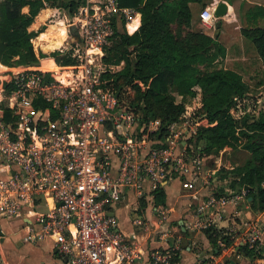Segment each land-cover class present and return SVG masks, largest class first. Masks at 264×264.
Returning a JSON list of instances; mask_svg holds the SVG:
<instances>
[{
    "label": "built area",
    "instance_id": "obj_1",
    "mask_svg": "<svg viewBox=\"0 0 264 264\" xmlns=\"http://www.w3.org/2000/svg\"><path fill=\"white\" fill-rule=\"evenodd\" d=\"M214 9L200 11V22L213 26ZM133 12L120 0H81L68 22L76 35L56 50L69 56L71 65L57 79L24 66L6 95L11 119L5 121L0 109V217L22 215L43 202L46 210L37 217L41 229L28 239L55 235L54 246L69 264H138L139 231L119 229L113 208L132 192L137 211L142 198L153 200L159 188L184 175L205 185L212 178L192 142L200 127L212 125L197 113L200 95L160 132V119L141 120L112 87L107 74L114 66L103 62L105 48ZM230 113L239 119L245 113L242 101ZM245 195V189L237 194L213 190L193 203L190 226L213 227L210 211ZM153 210L159 213V228L167 212L158 205ZM132 223L149 227L139 215ZM157 229L160 240L175 236L170 226ZM178 238L173 247L153 249L149 264H174ZM218 244L223 253L228 250L221 240ZM243 244L264 245L258 222H246L234 238L233 246Z\"/></svg>",
    "mask_w": 264,
    "mask_h": 264
},
{
    "label": "trees",
    "instance_id": "obj_2",
    "mask_svg": "<svg viewBox=\"0 0 264 264\" xmlns=\"http://www.w3.org/2000/svg\"><path fill=\"white\" fill-rule=\"evenodd\" d=\"M200 1L120 0L121 6L135 8L141 14L140 26L131 34L117 30L105 48L103 62L111 65L123 62L122 68L114 73L112 87L141 120L160 119V132L194 103L199 89L201 106L197 113L212 125L200 127L192 139L193 144L207 155L222 154L239 146L249 150L250 156L241 165L221 171L224 175L232 174L229 183L232 188L246 187V198H251L250 207L261 212L264 211V114L248 121L247 115L235 119L230 113L249 87L239 72L218 64L225 56V49L217 36L191 29L192 13L188 3ZM80 2L0 0V63L5 67L0 74V88L6 95L13 91L15 77L26 65L38 69L46 79H57L62 70L71 65V58L59 51L37 56L31 38L40 30L29 31L28 26L45 5L62 8L71 16ZM24 7L28 8L27 12L22 10ZM245 15L251 25L243 27L241 34L253 44L264 67V27L258 24L264 18V7L256 5ZM48 37V32L42 35L43 39ZM123 85L130 94H121ZM0 109L4 120H10L12 111L5 103H0ZM240 137L246 139L244 143ZM163 202V188H159L155 203ZM204 233L213 249H217L215 254L221 252L219 240L226 247L233 246L234 240L229 233L224 234L214 227L205 229ZM233 247L237 254L250 260L264 259V245ZM173 261L177 262L178 257L174 256Z\"/></svg>",
    "mask_w": 264,
    "mask_h": 264
},
{
    "label": "crops",
    "instance_id": "obj_3",
    "mask_svg": "<svg viewBox=\"0 0 264 264\" xmlns=\"http://www.w3.org/2000/svg\"><path fill=\"white\" fill-rule=\"evenodd\" d=\"M219 2L226 3V14L220 18H215L213 26L211 27L206 26L199 20L200 25L205 29H197V23H195L194 18L196 15L199 18V9L201 8L203 10L206 7L215 8ZM256 5L264 7V0H201L200 2L188 3L192 13L191 29L193 31H203L211 36L216 35L217 40L225 49V56L220 58L223 60L224 65H226L224 67H229L239 72L248 84L249 90L241 100L243 101L242 104L247 103L246 99H249V97L257 99L256 103L259 106L257 110H252L253 116L250 115L248 121L257 119L262 114L260 112L261 109L264 112V67L254 46L241 34L243 27L251 25L246 19V12ZM22 10L27 12L28 8L24 7ZM133 11L128 20L122 19L120 26V30H125L130 34L138 29L141 20V14L137 9L133 8ZM39 14V19H37ZM71 16L62 8L45 5L40 9L28 26L29 31L40 30L35 37L31 38V43L37 56L41 53L50 54L53 51L63 48L66 46L70 35H76L73 28H69L68 25ZM46 17L47 19L44 20ZM53 17L56 19H52ZM47 22H53V24ZM59 22L63 23L64 32L60 29L61 27L56 25ZM135 23L136 26L132 29L131 26ZM258 24L264 27V18L259 20ZM54 26L55 28L49 29ZM211 31H215L214 34ZM46 32L48 34L53 33V35L50 34V37L43 39L42 35H46ZM0 65L2 67L0 74H2L5 67L1 63ZM227 65L229 66L227 67ZM254 70L256 73L253 74L252 72ZM0 96L4 98L3 101L1 100L2 103H6L7 96L1 88ZM244 110L246 113L250 111V108L247 107ZM245 113L240 118L245 116ZM245 140L244 137H240L242 143ZM250 154L251 152L249 150L241 146L222 154H203V170L212 176L210 185L202 184L197 180L193 181L190 175H184L180 179L176 178L168 183V185L174 182L177 184L176 189L171 192L173 196L172 200L169 199L170 192L167 190V185L163 189V203L156 204L155 198L153 200L149 197L142 198L136 211L133 205L135 196L132 192L119 202L112 210L117 218L119 229L125 233L139 231L136 234L141 249V259L138 261V264H149L150 253L153 249L173 247L177 236L179 238L176 243L174 256L178 257V261H173L174 264H224L226 261L229 263L234 254H236L239 260L238 264H250V259L241 254H237V249L234 248V251H231V246L228 247L226 252L223 253L221 250L220 253L215 254L217 249H213V245L205 235L204 230L193 229L189 223L191 221L192 211L196 207L193 203H200L205 200L206 195L213 190L222 193H228L230 191L236 193L241 192L242 189L237 190L230 186L229 183L233 178L232 174L227 173L224 175L225 172L221 170L229 171L241 165ZM239 155H242V159H239ZM249 200L245 195V199H240L235 203H228L223 207L211 210L210 219L213 222V227L224 234H233L234 240L240 234L239 232L245 228L246 222L260 220L264 216V211L258 212L252 210ZM156 205L161 206L167 212L168 216L159 228L157 227L159 213L153 210V206ZM45 210L44 203L39 202L34 208L26 209L22 215L0 217L7 222L5 227L0 224L1 264H69L67 258L59 253L54 246L55 235L52 237L44 236L42 239L36 241L28 239V236L32 232L41 229V223L37 220V217ZM136 215L146 220V223L149 224L148 229H143L132 223V219ZM260 221L258 223L263 227L264 220L262 219ZM11 224L16 225L12 226ZM166 226H170L172 232L175 231V236H170L166 240L158 239L156 229L162 230ZM26 247H28V250H26V254H23L22 249ZM254 262L256 264H264V259H255Z\"/></svg>",
    "mask_w": 264,
    "mask_h": 264
},
{
    "label": "rangeland",
    "instance_id": "obj_4",
    "mask_svg": "<svg viewBox=\"0 0 264 264\" xmlns=\"http://www.w3.org/2000/svg\"><path fill=\"white\" fill-rule=\"evenodd\" d=\"M202 9L200 8L199 9V11H201ZM194 11H195V9H194ZM198 11V12H199ZM49 15V14H48ZM48 17V16H47ZM47 17L46 18H44V20H46L47 19ZM57 17V16H56ZM55 17H53L52 19H54ZM56 19V18H55ZM43 20V21H44ZM39 21V20H38ZM194 21H195V23H197V29H201V30H204L205 28H203L202 27V25H200V23H199V18H198V15H196L195 16V18H194ZM41 22V21H40ZM47 23H49V22H47ZM49 24H53V22H51V23H49ZM56 25H58L59 27H61L60 29L62 30V32H64L65 31V29H64V26H63V23L62 22H59V23H57ZM53 28H55V26L54 27H50L49 29H53ZM208 31V30H207ZM57 32V31H56ZM214 32L215 31H211V33L212 34H214ZM49 34H51V35H53V33H49ZM63 35V34H62ZM61 35V36H62ZM61 36H59V37H61ZM248 42L251 44V45H253L249 40H248ZM42 44H43V42H42ZM219 65H221V66H226V65H224V62H223V60H221L220 59V61H219V63H218ZM114 67L110 70V74H111V77H112V79H114V73H116L118 70H120L121 68H122V65H113ZM229 65H227V67H228ZM229 68V67H228ZM253 74L254 73H256V71L254 70L253 72H252ZM252 74V75H253ZM197 92H198V95H200V92H199V90L197 89ZM131 93V91L125 86V85H123L122 87H121V94H124V96H126V95H128V94H130ZM173 94V96L175 97V99H179V96L174 92V93H172ZM124 99V101L125 102H127L126 101V99L125 98H123ZM247 100V103H244V105H243V108L244 109H246L247 107H249L250 108V111H248V112H246L245 113V116L247 115V116H253V112H252V110H257V107L259 106V104H257L256 103V98H253V97H249V99L247 98L246 99ZM243 102V101H242ZM260 112H262V114H264V112L262 111V109L260 110ZM255 114V113H254ZM239 159H242V155H239ZM176 187H177V184L174 182V183H171V184H169L168 186H167V190H168V192H170V194H169V199L170 200H172V198H173V196H172V194H171V192L173 191V190H175L176 189ZM233 192V191H232ZM233 193H236V192H233ZM238 193V192H237ZM236 193V194H237ZM264 220V216H262L261 218H260V220ZM260 220H254V222H261ZM0 224H1V226H4L5 227V225L7 224V222L4 220V219H1L0 218ZM12 226H15L16 224H11ZM240 233V232H239ZM239 235V234H238ZM26 250H28V247H26L25 249L23 248L22 249V252H23V254H26ZM249 262H250V264L251 263H253V264H256L255 262H254V260H249Z\"/></svg>",
    "mask_w": 264,
    "mask_h": 264
},
{
    "label": "water",
    "instance_id": "obj_5",
    "mask_svg": "<svg viewBox=\"0 0 264 264\" xmlns=\"http://www.w3.org/2000/svg\"><path fill=\"white\" fill-rule=\"evenodd\" d=\"M226 12H227V5H226V3L219 2L217 4V6L215 7V9H214V17L215 18H220L223 15H225ZM244 188L246 189V187H244ZM249 199H251V198H249ZM234 263L235 264H238L239 263V260L237 259L236 254H234L232 256V258L230 259V262L228 264H234Z\"/></svg>",
    "mask_w": 264,
    "mask_h": 264
},
{
    "label": "bare ground",
    "instance_id": "obj_6",
    "mask_svg": "<svg viewBox=\"0 0 264 264\" xmlns=\"http://www.w3.org/2000/svg\"><path fill=\"white\" fill-rule=\"evenodd\" d=\"M136 19H137V18H136ZM134 22H136V21H134ZM131 24H132V23H131ZM135 26H136V23H135L134 25H132L131 28L134 29ZM226 262H227V261H226ZM226 262H225V263H226Z\"/></svg>",
    "mask_w": 264,
    "mask_h": 264
}]
</instances>
